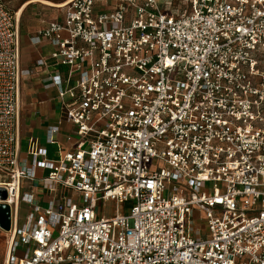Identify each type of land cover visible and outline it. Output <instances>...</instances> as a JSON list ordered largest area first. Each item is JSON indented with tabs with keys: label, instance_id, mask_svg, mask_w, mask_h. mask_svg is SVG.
<instances>
[{
	"label": "built area",
	"instance_id": "2783aa9c",
	"mask_svg": "<svg viewBox=\"0 0 264 264\" xmlns=\"http://www.w3.org/2000/svg\"><path fill=\"white\" fill-rule=\"evenodd\" d=\"M100 1L69 0L31 38L68 68L54 81L75 144L55 162L34 148L30 165L18 23L0 1L3 264H264V0ZM39 169L46 206L21 194Z\"/></svg>",
	"mask_w": 264,
	"mask_h": 264
},
{
	"label": "crops",
	"instance_id": "0c3cea01",
	"mask_svg": "<svg viewBox=\"0 0 264 264\" xmlns=\"http://www.w3.org/2000/svg\"><path fill=\"white\" fill-rule=\"evenodd\" d=\"M14 14H16L19 52H20V116L17 130L18 154L20 160L31 164L30 152L34 148L44 149V160L55 162L64 153L74 148L75 141H68L73 134V127L63 117L62 107L69 102L68 96H61L54 77H67L68 68L56 64L51 59L53 47L48 42L40 45L31 43V38L52 23H61L64 20V9L57 7L69 0L56 3L52 0H0ZM116 0H101L96 4L97 13H108L114 10ZM18 6V7H17ZM17 9L14 11L13 9ZM43 60L45 66H38ZM49 128H58L53 142L48 143ZM46 171L37 170L35 180H23L21 194L28 193L34 196V204L46 206L55 199V195L47 191L44 182ZM21 207H25L23 217ZM31 206L25 203L20 205V217L25 219Z\"/></svg>",
	"mask_w": 264,
	"mask_h": 264
},
{
	"label": "rangeland",
	"instance_id": "374dc122",
	"mask_svg": "<svg viewBox=\"0 0 264 264\" xmlns=\"http://www.w3.org/2000/svg\"><path fill=\"white\" fill-rule=\"evenodd\" d=\"M52 1H54L56 3H59V2H61L63 0H52ZM169 1L172 2V5L173 6H175L174 3L176 2V0H160V3L162 4V6L165 7L166 3L169 2ZM17 7L14 8L13 10L15 11L17 9ZM47 173L48 172H46L45 176H47ZM25 210H26L25 207H21V216L22 217L24 215ZM100 211L103 212V214L105 215L106 218L112 217L114 215V212H115V203H113V202H107V203H105L104 204V207H101V210ZM56 237H57V233L54 234V238H56ZM5 251H6L5 240L0 237V264H3V262L5 260Z\"/></svg>",
	"mask_w": 264,
	"mask_h": 264
},
{
	"label": "water",
	"instance_id": "95a60500",
	"mask_svg": "<svg viewBox=\"0 0 264 264\" xmlns=\"http://www.w3.org/2000/svg\"><path fill=\"white\" fill-rule=\"evenodd\" d=\"M7 200V192L4 188H0V202ZM11 212L7 204H0V229L8 232L11 227Z\"/></svg>",
	"mask_w": 264,
	"mask_h": 264
},
{
	"label": "bare ground",
	"instance_id": "6f19581e",
	"mask_svg": "<svg viewBox=\"0 0 264 264\" xmlns=\"http://www.w3.org/2000/svg\"><path fill=\"white\" fill-rule=\"evenodd\" d=\"M57 7H60L61 8V7H63V5H58Z\"/></svg>",
	"mask_w": 264,
	"mask_h": 264
}]
</instances>
